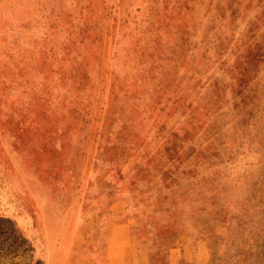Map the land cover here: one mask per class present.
Masks as SVG:
<instances>
[{"label":"rangeland","instance_id":"rangeland-1","mask_svg":"<svg viewBox=\"0 0 264 264\" xmlns=\"http://www.w3.org/2000/svg\"><path fill=\"white\" fill-rule=\"evenodd\" d=\"M0 264H264V0H0Z\"/></svg>","mask_w":264,"mask_h":264},{"label":"crops","instance_id":"crops-1","mask_svg":"<svg viewBox=\"0 0 264 264\" xmlns=\"http://www.w3.org/2000/svg\"><path fill=\"white\" fill-rule=\"evenodd\" d=\"M110 261L114 263H120L121 259L120 258L115 259L113 257H110Z\"/></svg>","mask_w":264,"mask_h":264}]
</instances>
